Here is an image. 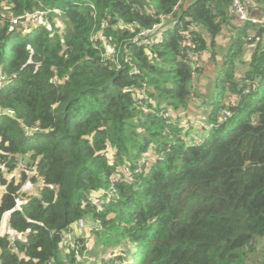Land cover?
Wrapping results in <instances>:
<instances>
[{
  "label": "trees",
  "instance_id": "1",
  "mask_svg": "<svg viewBox=\"0 0 264 264\" xmlns=\"http://www.w3.org/2000/svg\"><path fill=\"white\" fill-rule=\"evenodd\" d=\"M179 1L0 0V218L24 200L8 219L20 236L0 235V264H89L80 235L74 247L63 242L81 218L93 225L89 253L104 251L90 264H251L264 239V23L231 28L206 133L192 144L180 115L162 112L187 108L198 57L208 48L215 58L229 1L194 0L159 42H128L154 22L151 13ZM6 8L57 10L45 24L19 27L3 19ZM187 25L194 68L181 46ZM100 29L126 44L128 62L102 60L91 40ZM246 44L253 49L238 75ZM224 107L230 115L221 117ZM19 122L38 129L26 134ZM37 181L54 188H25Z\"/></svg>",
  "mask_w": 264,
  "mask_h": 264
},
{
  "label": "built area",
  "instance_id": "2",
  "mask_svg": "<svg viewBox=\"0 0 264 264\" xmlns=\"http://www.w3.org/2000/svg\"><path fill=\"white\" fill-rule=\"evenodd\" d=\"M228 8L231 13L235 14L240 22L243 23L245 21H250L253 23H264V18H255L253 16H250L248 12V7L242 0H229ZM57 9H43V8H34L32 10L24 11L21 14L15 15L13 14L12 10L10 8H6L3 13V19H6L10 26H19L24 27L25 25H41L45 24L46 22V15L50 11H55ZM179 11V5L173 6L171 12L169 13H158L153 14L151 13L152 17L155 18L154 22L148 26L140 28L134 35L128 39V42H132L137 46H142L147 48L148 46L152 45L153 43H157L162 39L163 31L170 27L172 24L175 23L176 20V12ZM140 13H143L142 10H139ZM194 29L192 25H187V28L181 31V34L183 36L181 41V46L183 47L185 58L193 65V68L196 67V61L197 56L194 52L196 48V42L191 37V31ZM99 40V44L94 43L95 47L100 49L101 57L103 61H107L110 59V61L115 65V67L120 66V59H122L124 62L129 61V53L126 48L125 43H120L119 45L112 44L109 42L105 36L102 34L101 29L97 32L96 36L91 37V40ZM106 63V62H105ZM195 71L193 72V76H195ZM0 80H4V76L0 77ZM233 97H230L229 101ZM1 111V109H0ZM2 112L7 114L10 117H14V110L11 108L3 109ZM221 117H225L230 115V111L227 107L221 108L219 111ZM179 115L180 113H177L171 109H168L164 112H162L163 117L166 118H173L176 115ZM190 121L186 119L180 121V125L187 129L190 126ZM19 126L24 129V132L26 134H29L35 130L38 129V126H26L22 122H19ZM187 141L192 144H199L202 141V137L198 136L196 134H189L187 137ZM147 158V159H146ZM149 161L152 159V156L150 153L146 154V156L141 160ZM25 166L24 160H19L17 163L16 169H14L13 173L16 176H20V169H22ZM137 170V169H136ZM124 171L127 174V169L124 168ZM118 176V175H117ZM44 186L46 185L48 188L53 189L54 185L51 183L43 184L41 181H37L36 183H27L25 188L35 187V186ZM2 188V187H1ZM24 202V200L20 197H15L14 206L10 209L5 211L0 218V235H7L9 238L13 239L15 237V232L9 227L8 219L9 215L13 210H20L21 204ZM96 202V201H94ZM77 225L80 229L86 228L88 225L84 222V220L78 219ZM89 227V225L87 226ZM93 225H91L88 229L89 231ZM73 238H68V234H66L65 237H63V242L69 244L71 247L75 246ZM87 249V248H86ZM112 255H115V252H108L107 257H110ZM82 259L85 260V263H89L93 258L85 256V254L82 255Z\"/></svg>",
  "mask_w": 264,
  "mask_h": 264
},
{
  "label": "rangeland",
  "instance_id": "3",
  "mask_svg": "<svg viewBox=\"0 0 264 264\" xmlns=\"http://www.w3.org/2000/svg\"><path fill=\"white\" fill-rule=\"evenodd\" d=\"M235 26H239V23L237 25H235ZM223 31H224L223 34H222L223 35V38L220 37V40L218 41L219 43H216V48H215L216 54H215V58L214 59H211V63L213 64V67H214L215 71L217 69H219L220 66H221L222 55L227 51V47L229 45L230 39L232 38V35L231 34H233V30L227 31V29H224ZM96 35H97V33H94L93 34V36H96ZM204 35L207 36V34H205V33H204ZM230 35H231V37L228 38V40L227 39H224V36L226 37V36H230ZM219 36H220V34L217 35V38ZM217 38L215 39V41L217 40ZM207 39L209 40V36H207ZM246 46H247L246 47V51H247L246 55L245 56L242 55V57H241V60L242 61L237 62V67H238V70H239L240 74L244 71L245 67H247L248 60H249L250 54H251L252 49H253V47H252L253 45L252 44L251 45H247L246 44ZM205 50L208 51V53H209V49L208 48L205 49ZM198 62H199V65H200V56L198 57ZM197 73L200 75L201 69L200 70L198 69L197 70ZM195 78H194V80H196V82H198V80H200V77H198V76H196ZM194 86H195V83H194ZM193 91H195V89H193ZM214 93H215V82L213 81V79H211V80H209V82L207 83V85L204 86L203 95H201L199 97L200 98L199 99L200 102H202L206 106V109H207L206 111L203 112L205 118L202 117V119L201 118L200 119L199 118L198 119L197 118L188 119V117H185V116L181 117L180 121L187 118V120L191 122L190 123V126H189V131L192 128L191 127L192 124H196L197 122L200 125H202L203 127L206 126V117H207V111L209 109V102L211 101ZM202 103H199V105H201ZM194 108H196V109L199 108L201 110L200 107H194ZM180 110L181 111H184L182 109H180ZM189 134H193V133L192 132H189ZM31 191L34 192L33 189ZM84 222L90 223L85 218H84ZM87 226L84 229H80L79 226L77 225V223L75 222L74 224L71 225L72 229L69 231L70 233L68 234V238L70 239V238H73L74 237L76 239L77 236L78 237L81 236L83 238V244L85 245L83 254H85V256H88V257L93 258L89 262V264H90L92 262L93 263L96 262L97 259H98V257H99V254L100 255L103 254L104 251L101 252V253L99 252L97 254H91V253H89L90 251L93 252L95 250V247H94V242H93L94 241V236H92L91 231H89V229H90L89 227L91 225L89 224V227H87ZM14 235L16 236V235H18V233H15ZM18 236H20V235H18ZM263 248H264V239L261 240L257 244V246L255 245V248H254L253 252L251 253V257H252V260L250 261L251 264H256L257 263V260L259 259V255L261 254ZM107 252L108 251H106L105 254Z\"/></svg>",
  "mask_w": 264,
  "mask_h": 264
},
{
  "label": "crops",
  "instance_id": "4",
  "mask_svg": "<svg viewBox=\"0 0 264 264\" xmlns=\"http://www.w3.org/2000/svg\"><path fill=\"white\" fill-rule=\"evenodd\" d=\"M192 1L194 0H180L179 7H185L188 4H190ZM242 1L248 7V12L250 16H253L255 18H264V0H242ZM226 7H227L226 9H227V15H228L227 22L223 25L222 30L219 33L220 36L218 38L217 36L215 37V39L217 38V40L215 41L216 43H219L218 41L220 40V37L223 38L222 34L224 32L223 31L224 29H227V31H231V28L233 26L237 25L238 23L240 24L237 16L230 12L228 5ZM231 35L226 36V37L224 36V39L228 40V38H230ZM205 37L207 39L206 35ZM246 53L247 51L245 49L243 55L245 56ZM200 65H201V73L200 75L198 73L196 74V76L200 77V80H198V82H196V80L193 81V89H195L194 94L191 96V99L189 100L187 108L182 109L184 111H181V110L178 111V113H180L179 114L180 117L185 116V117H188V119H191V118H197V119L201 118L202 119V117L205 118L203 112L206 111L207 109H206V106L202 102H200L199 97L203 95L204 86H206L209 80L213 79L215 76V69L213 67V64L211 63L209 53L206 50H203L202 52H200ZM237 74L238 75L240 74L239 70H237ZM194 83H195V86H194ZM229 99L230 97H227L225 99V102H228ZM199 103H202V104L199 105ZM194 107H200L201 110L199 108L196 109ZM191 127L192 128L190 129L189 132H192L193 134L203 136L206 133V131L204 130V127L200 125L198 122L196 124H192Z\"/></svg>",
  "mask_w": 264,
  "mask_h": 264
},
{
  "label": "water",
  "instance_id": "5",
  "mask_svg": "<svg viewBox=\"0 0 264 264\" xmlns=\"http://www.w3.org/2000/svg\"><path fill=\"white\" fill-rule=\"evenodd\" d=\"M251 164H256V162H247L246 166L251 165Z\"/></svg>",
  "mask_w": 264,
  "mask_h": 264
}]
</instances>
